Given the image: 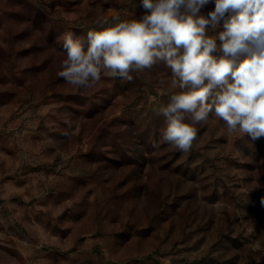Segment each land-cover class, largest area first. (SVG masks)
<instances>
[{
	"label": "rangeland",
	"instance_id": "rangeland-1",
	"mask_svg": "<svg viewBox=\"0 0 264 264\" xmlns=\"http://www.w3.org/2000/svg\"><path fill=\"white\" fill-rule=\"evenodd\" d=\"M144 11L0 0V264H264V137L210 114L188 152L154 148L163 63L88 89L58 76L66 33Z\"/></svg>",
	"mask_w": 264,
	"mask_h": 264
},
{
	"label": "clouds",
	"instance_id": "clouds-1",
	"mask_svg": "<svg viewBox=\"0 0 264 264\" xmlns=\"http://www.w3.org/2000/svg\"><path fill=\"white\" fill-rule=\"evenodd\" d=\"M140 7L138 19L101 18L86 37L66 33L58 76L88 89L102 77L130 82V73L163 63L171 91L154 148L188 152L210 114L229 134L264 137V0H140Z\"/></svg>",
	"mask_w": 264,
	"mask_h": 264
}]
</instances>
